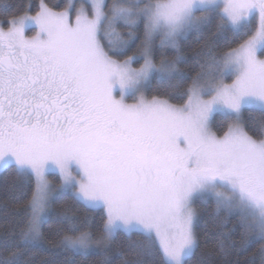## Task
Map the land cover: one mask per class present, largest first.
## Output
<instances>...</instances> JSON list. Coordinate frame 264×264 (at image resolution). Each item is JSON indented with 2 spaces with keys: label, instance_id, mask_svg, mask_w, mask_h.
I'll use <instances>...</instances> for the list:
<instances>
[{
  "label": "snow or ice",
  "instance_id": "snow-or-ice-1",
  "mask_svg": "<svg viewBox=\"0 0 264 264\" xmlns=\"http://www.w3.org/2000/svg\"><path fill=\"white\" fill-rule=\"evenodd\" d=\"M6 23L0 171L11 167L30 196L0 234V264H30L46 225L61 248L84 257L123 233L141 237L130 245L137 257L186 264L198 246L192 205L209 199L237 217L232 231L242 230L245 245L264 240V0H68ZM29 26L39 29L30 38ZM211 27L190 76L177 67L186 62L180 41ZM153 80L158 94L148 97ZM69 201L100 214L97 232L81 228Z\"/></svg>",
  "mask_w": 264,
  "mask_h": 264
},
{
  "label": "trees",
  "instance_id": "trees-1",
  "mask_svg": "<svg viewBox=\"0 0 264 264\" xmlns=\"http://www.w3.org/2000/svg\"><path fill=\"white\" fill-rule=\"evenodd\" d=\"M74 2L79 6L81 0H74ZM106 2L110 4L111 0H106ZM67 3L68 0H0V26L7 29L9 24L6 21L24 14L35 15L40 10L41 4L59 11L64 9ZM117 29L122 34L127 32V29L119 25ZM214 31V27L206 29L201 40H197V34L192 33L187 39L180 41L181 54L186 58V62L178 63L177 67L189 72L190 76L199 71L194 64L195 54L200 50L205 40H212ZM138 35H142V33H138ZM125 38H127L126 35ZM139 44L140 40L137 39L126 55H132ZM156 44L158 45L157 40ZM218 44L219 47L216 48V51H223L226 47L224 42L221 40ZM164 55L171 59L176 55V52L172 49H164ZM123 58L118 57V59ZM160 58V50L156 49L155 61L159 63ZM155 88L156 82L153 80L150 88L146 90V95L151 97L158 94L153 91ZM170 102L180 104L183 101L173 98ZM253 115L259 117L260 113L254 112ZM248 116V112H245L244 119L246 122ZM219 120L220 117L217 116L213 122L214 131L216 130V122ZM49 176L53 182L58 183L54 173ZM19 183L20 179L14 175L11 167L0 171V234L9 230L23 216L24 205L30 196V191L27 193L21 192L17 187ZM65 199L61 198L54 201L53 207L56 211L60 210V205L65 203ZM69 204H71V201H69ZM194 205L199 214L195 225L198 246L193 255L186 260V264H264V256L260 252L264 240L253 239L245 245L242 242V230L237 228L232 231L237 220L236 216L229 215L223 210L217 213L215 203L211 199L207 203L195 201ZM71 207L79 218L78 222L82 229L90 228L94 233L97 232L100 223L99 213L86 212L80 205L71 204ZM85 217L89 218L90 223L85 222ZM49 224L52 225V229L55 231V214ZM65 231H67L66 226ZM44 232L46 237L44 243L40 247L32 249L25 257L30 261V264H121L124 259L133 261V264L137 260H140L142 264H156L155 257H137L130 250L132 242L141 239L137 234L131 236L123 233L117 234L106 252L96 251L84 257L61 248L58 244L60 236L50 235L47 225L44 227ZM63 234V232L60 233V235Z\"/></svg>",
  "mask_w": 264,
  "mask_h": 264
},
{
  "label": "rangeland",
  "instance_id": "rangeland-1",
  "mask_svg": "<svg viewBox=\"0 0 264 264\" xmlns=\"http://www.w3.org/2000/svg\"><path fill=\"white\" fill-rule=\"evenodd\" d=\"M32 16H34V15H32ZM0 27H1V26H0ZM5 30H7V29H5ZM31 30H33V31H31ZM117 30H118V29H117ZM38 31H39V29H38L37 27H35V26H29V27H27V28L25 29V34H26L27 37L30 38V37L35 36V35L37 34ZM157 43L159 44V38H157ZM261 58H264V56H262ZM140 63H143V61H140ZM133 66H134V67H139V64H134ZM145 94H146V91H145ZM117 98H119V97H117ZM127 102H128V103H132L133 100H132V99H128ZM48 178H49L50 180H52V179L50 178V176H49ZM53 183H55V182H53ZM192 207H193V209H194V211H195V213H196V219H195V221H194V233H195V225H196V223H197V221H198V216H199V214H198V211H197V209H196L194 203H193Z\"/></svg>",
  "mask_w": 264,
  "mask_h": 264
}]
</instances>
